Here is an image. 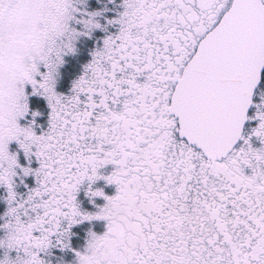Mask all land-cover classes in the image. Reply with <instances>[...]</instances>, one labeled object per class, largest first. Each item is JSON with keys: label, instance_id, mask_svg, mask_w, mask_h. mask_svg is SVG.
Listing matches in <instances>:
<instances>
[{"label": "snow or ice", "instance_id": "6c2138e0", "mask_svg": "<svg viewBox=\"0 0 264 264\" xmlns=\"http://www.w3.org/2000/svg\"><path fill=\"white\" fill-rule=\"evenodd\" d=\"M120 2L102 23L84 0H0V264H52L94 218L106 230L73 264H264V0ZM96 29L102 44L58 90L64 55ZM85 181L105 200L94 212Z\"/></svg>", "mask_w": 264, "mask_h": 264}, {"label": "rangeland", "instance_id": "374dc122", "mask_svg": "<svg viewBox=\"0 0 264 264\" xmlns=\"http://www.w3.org/2000/svg\"><path fill=\"white\" fill-rule=\"evenodd\" d=\"M82 7H86L88 9H107L104 14L99 17L102 23H104V17L115 16L118 11L121 9L120 0H84V4ZM118 30V25H108V32H115ZM103 30L96 29L92 33L91 36H80L75 42L76 50L74 52H69L64 55V63L59 67V76L57 88L60 91L68 92L71 88L72 81L76 79L83 71L84 65L91 59V52L98 45L102 44V38L106 35ZM77 64V70L73 73L74 68ZM72 74H74L72 76ZM64 87V88H63ZM30 104L32 107H39L44 115L39 118V123L43 128L47 127V113L48 108L46 106L45 101L38 96H32L30 98ZM255 123L254 121L252 122ZM41 130L40 127L37 128L39 132ZM253 143L256 146H259V141L253 139ZM16 142L13 141L10 144L11 149H16ZM21 162H26L24 160L23 154L21 152L20 156ZM33 166L36 165V161L33 160ZM113 169L112 164H107L101 169L104 175L109 174ZM19 177H17V191L23 193L26 191L25 184L19 182ZM25 182L28 186H33L35 183V179L33 176L29 175L24 177ZM93 187H100L104 190V192L108 195H113L116 192V185L114 183H106L103 178L98 179ZM87 188V181L81 185L78 193L77 200L79 201L80 207L82 210H87L89 212H94L97 210V205H103L105 200L103 197H93L89 198L88 195L85 194V190ZM7 195L6 188L3 185H0V214H2L6 207L7 202L5 197ZM94 201V203H93ZM89 230L96 232L97 234H101L106 230V221L103 218H94L91 221L85 220L78 224H74L71 226V235L69 237L71 248L68 249H60L58 247H53L50 249V254H46V258L52 262V264H73L74 261V252L72 249L83 250L88 239ZM2 251V250H0Z\"/></svg>", "mask_w": 264, "mask_h": 264}, {"label": "trees", "instance_id": "16d2710c", "mask_svg": "<svg viewBox=\"0 0 264 264\" xmlns=\"http://www.w3.org/2000/svg\"><path fill=\"white\" fill-rule=\"evenodd\" d=\"M76 70H77V64H76V67L74 68L73 73L76 72ZM74 74H75V73H74ZM74 74H72V76H73ZM63 88H64V87H63Z\"/></svg>", "mask_w": 264, "mask_h": 264}]
</instances>
